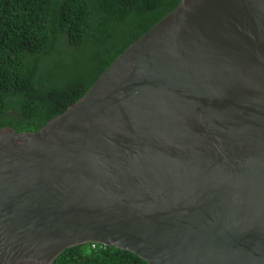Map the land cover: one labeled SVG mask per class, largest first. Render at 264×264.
<instances>
[{"label": "water", "instance_id": "water-1", "mask_svg": "<svg viewBox=\"0 0 264 264\" xmlns=\"http://www.w3.org/2000/svg\"><path fill=\"white\" fill-rule=\"evenodd\" d=\"M86 244L264 264V0H180L64 112L0 128V264Z\"/></svg>", "mask_w": 264, "mask_h": 264}, {"label": "trees", "instance_id": "trees-1", "mask_svg": "<svg viewBox=\"0 0 264 264\" xmlns=\"http://www.w3.org/2000/svg\"><path fill=\"white\" fill-rule=\"evenodd\" d=\"M180 0H0V128L36 131ZM53 264H147L86 244Z\"/></svg>", "mask_w": 264, "mask_h": 264}]
</instances>
